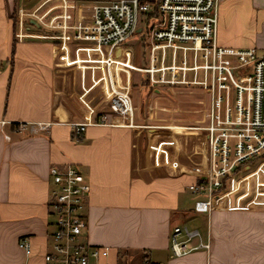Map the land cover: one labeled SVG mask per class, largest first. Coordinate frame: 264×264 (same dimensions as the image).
<instances>
[{
  "label": "crops",
  "instance_id": "1",
  "mask_svg": "<svg viewBox=\"0 0 264 264\" xmlns=\"http://www.w3.org/2000/svg\"><path fill=\"white\" fill-rule=\"evenodd\" d=\"M109 1L0 0V264H46L50 169L66 164L90 181L87 240L109 247L111 264L123 255L126 264H264V155L236 170L210 215L196 213L189 186L209 168L198 156L208 154V132L151 124L154 84H132L129 69L121 88L131 94L134 123L104 105L127 55L76 39L74 27L90 26L94 5ZM218 9L217 44L263 57L264 0H220ZM180 225L197 230L209 250L172 257Z\"/></svg>",
  "mask_w": 264,
  "mask_h": 264
},
{
  "label": "built area",
  "instance_id": "2",
  "mask_svg": "<svg viewBox=\"0 0 264 264\" xmlns=\"http://www.w3.org/2000/svg\"><path fill=\"white\" fill-rule=\"evenodd\" d=\"M158 1L159 16L149 24L150 32L143 35L145 40L147 38L152 62L157 50L162 51V59L167 50L174 59L180 50L184 55L192 51L195 56L205 57L202 68L212 70L213 74L212 83H204L212 92L210 123L205 128L209 138V168L202 181L189 186V191L199 197L194 204L196 213L210 215L236 170L264 155V56L258 57L252 48L225 49L217 44L220 0ZM155 6L154 0L97 3L92 24L77 23L75 38L100 47L123 49L139 33L142 21L154 12ZM123 54L131 58L130 52ZM114 93L112 107L132 125L131 94L122 88H117ZM102 121H106V117ZM0 125L3 129L6 121H1ZM73 129L79 136L86 130V125L75 124ZM5 138L10 141L9 135ZM50 174L53 222L45 263L111 264L108 261L110 248L92 245L87 240L89 179L75 164H66L62 168L53 166ZM20 248L29 251L27 240L20 241ZM170 248L172 257H184L199 250H209L210 242L203 240L197 230L180 225L173 229ZM127 262L128 255H123L122 264ZM146 264L157 263L149 261Z\"/></svg>",
  "mask_w": 264,
  "mask_h": 264
},
{
  "label": "rangeland",
  "instance_id": "3",
  "mask_svg": "<svg viewBox=\"0 0 264 264\" xmlns=\"http://www.w3.org/2000/svg\"><path fill=\"white\" fill-rule=\"evenodd\" d=\"M143 21L140 25L141 30L145 26ZM144 34L145 30L140 31L129 41L130 49L103 47L104 51L108 52L107 55L123 54L124 51L131 53V58L126 56L124 57L126 59L118 61V73H120L118 77L112 78V86H114L111 90L113 92L117 88L120 90L122 84L127 83L122 77L121 71L129 69L128 71H133L132 84L145 83L149 86L154 84L153 87L156 91H152L150 97L146 99L145 107L148 116L154 115L151 124L163 128L178 127L179 131L199 132L200 134L202 132L205 135L207 133L205 128L210 123L212 92L210 88H205L204 83L210 85L213 81L212 70L202 68V66H205V57L195 56L192 51H188L184 55L183 51L180 50L174 59L171 51L167 50L165 59H162V51L157 50L155 60L152 62L147 38L146 43L143 42L145 40ZM129 58L130 62L124 66ZM172 67H175V69ZM152 68L163 70L153 73L146 71ZM138 69H145V71ZM113 95L115 93L110 96L108 91L103 93L104 105L108 104L109 106L111 102L113 106L111 101ZM156 117L165 119L159 121V119H155ZM198 156L201 161L205 158L204 160L208 166L209 155L202 156L199 154Z\"/></svg>",
  "mask_w": 264,
  "mask_h": 264
},
{
  "label": "trees",
  "instance_id": "4",
  "mask_svg": "<svg viewBox=\"0 0 264 264\" xmlns=\"http://www.w3.org/2000/svg\"><path fill=\"white\" fill-rule=\"evenodd\" d=\"M154 3L156 5L155 8H154V12L151 13V14H149V15H147L146 19L144 20V23H145V32L146 33H149L150 32V26H149V24H151V22L154 21L159 16L158 9H157V5H158L159 1L158 0H154ZM145 41L146 40H144L143 42L146 43ZM145 46H146V44H145ZM200 181H202V180H200ZM225 187L222 189V192L225 190Z\"/></svg>",
  "mask_w": 264,
  "mask_h": 264
}]
</instances>
